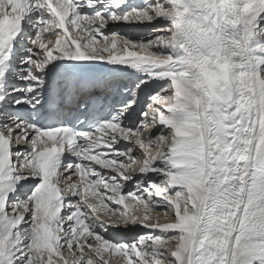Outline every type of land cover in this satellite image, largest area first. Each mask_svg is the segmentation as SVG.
I'll return each instance as SVG.
<instances>
[{"label": "snow or ice", "instance_id": "1", "mask_svg": "<svg viewBox=\"0 0 264 264\" xmlns=\"http://www.w3.org/2000/svg\"><path fill=\"white\" fill-rule=\"evenodd\" d=\"M0 264H264V0H0Z\"/></svg>", "mask_w": 264, "mask_h": 264}, {"label": "rangeland", "instance_id": "2", "mask_svg": "<svg viewBox=\"0 0 264 264\" xmlns=\"http://www.w3.org/2000/svg\"><path fill=\"white\" fill-rule=\"evenodd\" d=\"M132 28H134V29H132ZM109 29L111 30V31H113V30H117V31H120L122 34L123 33H126V34H128V35H130V36H132V37H139V36H141V35H144V36H147V34H148V32H149V27L148 26H146V25H130V24H120V25H110V27H109ZM108 29V30H109ZM109 30V31H110ZM136 31V32H135ZM144 90H146L147 92H145V94L147 95H144V98L142 99V100H144L143 101V103H142V106L141 107H144L148 102H149V99H148V97H149V95L154 91V90H158V89H156L155 88V86H153L152 88H147V89H144ZM143 90V91H144ZM143 91L140 93V95L143 93ZM142 100H140V102L142 101ZM129 185V190L130 189H132V183L131 182H129L128 184H127V186ZM131 185V186H130ZM116 231V232H115ZM121 231V232H120ZM112 234H111V233ZM117 232H119V233H117ZM108 235H110V236H115V235H119V236H121V238L120 239H122V240H124V237H126L125 238V240L126 241H131L133 238H135L137 235H133L132 233H129V231H125V230H123V229H110L109 230V233H108Z\"/></svg>", "mask_w": 264, "mask_h": 264}, {"label": "bare ground", "instance_id": "3", "mask_svg": "<svg viewBox=\"0 0 264 264\" xmlns=\"http://www.w3.org/2000/svg\"><path fill=\"white\" fill-rule=\"evenodd\" d=\"M132 29H134V28H132ZM109 30H110V29H109ZM110 31H111V30H110ZM135 32H136V31H135ZM145 92H147V91L144 90L143 93L140 95V100H142V99L144 98V95H146ZM143 101H144V100L141 101V106H142ZM130 186H131V185H130ZM127 190H129V185L126 186V188H125V191H127ZM160 218H161V220L164 219L162 214H161V217H160ZM146 231H147V230H145V229H143V228L137 226L135 229L129 231V233H132V234L135 236V235H142V234H145ZM115 232H116V231H115ZM120 232H121V231H120ZM110 233H111V232H110ZM112 233H113V232H112ZM112 233H111V234H112ZM117 233H119V232H117ZM109 237H111V238L114 239V240H122V239H120L121 236H119V235H115V236H110V235H109ZM125 238H126V237H124V240H125ZM118 260H119V257H113V261H114V262H115V261H118Z\"/></svg>", "mask_w": 264, "mask_h": 264}]
</instances>
